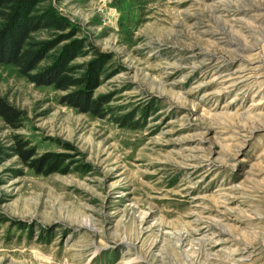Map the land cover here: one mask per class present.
I'll return each mask as SVG.
<instances>
[{
  "label": "rangeland",
  "instance_id": "1",
  "mask_svg": "<svg viewBox=\"0 0 264 264\" xmlns=\"http://www.w3.org/2000/svg\"><path fill=\"white\" fill-rule=\"evenodd\" d=\"M47 1L108 101L0 63V264H264V0Z\"/></svg>",
  "mask_w": 264,
  "mask_h": 264
},
{
  "label": "trees",
  "instance_id": "2",
  "mask_svg": "<svg viewBox=\"0 0 264 264\" xmlns=\"http://www.w3.org/2000/svg\"><path fill=\"white\" fill-rule=\"evenodd\" d=\"M74 34L71 23L47 0H0V63L11 64L34 85L64 91L61 102L103 117L102 105L108 100L102 95L93 97L99 83L96 65L71 63L82 47L72 39ZM66 39L69 42L60 45ZM0 117L15 129L22 112L0 97ZM24 145L17 151L26 159L31 154L20 148Z\"/></svg>",
  "mask_w": 264,
  "mask_h": 264
},
{
  "label": "bare ground",
  "instance_id": "3",
  "mask_svg": "<svg viewBox=\"0 0 264 264\" xmlns=\"http://www.w3.org/2000/svg\"><path fill=\"white\" fill-rule=\"evenodd\" d=\"M263 59H264V54H263Z\"/></svg>",
  "mask_w": 264,
  "mask_h": 264
}]
</instances>
